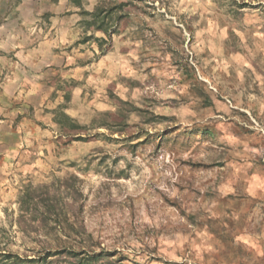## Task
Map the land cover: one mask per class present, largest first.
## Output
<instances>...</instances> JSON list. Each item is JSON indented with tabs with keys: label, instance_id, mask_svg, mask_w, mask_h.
I'll list each match as a JSON object with an SVG mask.
<instances>
[{
	"label": "rangeland",
	"instance_id": "374dc122",
	"mask_svg": "<svg viewBox=\"0 0 264 264\" xmlns=\"http://www.w3.org/2000/svg\"><path fill=\"white\" fill-rule=\"evenodd\" d=\"M62 12L70 65L0 99V264H264V0Z\"/></svg>",
	"mask_w": 264,
	"mask_h": 264
},
{
	"label": "crops",
	"instance_id": "0c3cea01",
	"mask_svg": "<svg viewBox=\"0 0 264 264\" xmlns=\"http://www.w3.org/2000/svg\"><path fill=\"white\" fill-rule=\"evenodd\" d=\"M68 1L0 0V99L16 97L17 85L39 84L50 67L70 65L64 31L73 24L62 16Z\"/></svg>",
	"mask_w": 264,
	"mask_h": 264
},
{
	"label": "trees",
	"instance_id": "16d2710c",
	"mask_svg": "<svg viewBox=\"0 0 264 264\" xmlns=\"http://www.w3.org/2000/svg\"><path fill=\"white\" fill-rule=\"evenodd\" d=\"M57 248H59V247H56L55 248V250H54V253L55 254H52V257H55L57 255L56 253L60 252V251H56ZM61 251H64L65 253H67L69 255V257H72L74 259H76V258L78 259V256L75 254L74 251H71V250L67 251V249H65V248L62 249ZM48 258H50V256H48L47 259ZM79 259H78L77 264H91V263H93V258H83V260H79Z\"/></svg>",
	"mask_w": 264,
	"mask_h": 264
}]
</instances>
